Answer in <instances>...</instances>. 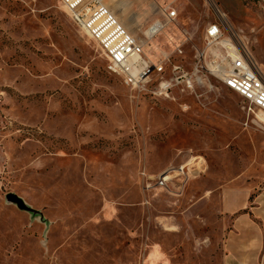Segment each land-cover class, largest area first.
Segmentation results:
<instances>
[{
  "label": "rangeland",
  "instance_id": "rangeland-1",
  "mask_svg": "<svg viewBox=\"0 0 264 264\" xmlns=\"http://www.w3.org/2000/svg\"><path fill=\"white\" fill-rule=\"evenodd\" d=\"M103 2L143 31L155 6L177 11L152 58L182 46L190 68L219 23L264 74V0ZM213 84L138 93L59 0H0V264H223L221 191H264V129ZM182 166L183 179L157 184Z\"/></svg>",
  "mask_w": 264,
  "mask_h": 264
},
{
  "label": "built area",
  "instance_id": "built-area-1",
  "mask_svg": "<svg viewBox=\"0 0 264 264\" xmlns=\"http://www.w3.org/2000/svg\"><path fill=\"white\" fill-rule=\"evenodd\" d=\"M74 25L96 46L107 71L138 93L155 99H173L175 93L192 94L198 89L214 90V82L236 93L248 116L264 129V74L249 51L225 36L219 23L206 29L202 49L196 50L190 68L182 63L183 47L160 51L157 58L146 54L147 44L172 25L177 11L158 6L149 34L138 36L128 30L103 0H59ZM177 59V61H173ZM194 166L203 167L198 161ZM186 166L169 169L157 184L167 187L185 177ZM189 167V170H193Z\"/></svg>",
  "mask_w": 264,
  "mask_h": 264
},
{
  "label": "crops",
  "instance_id": "crops-1",
  "mask_svg": "<svg viewBox=\"0 0 264 264\" xmlns=\"http://www.w3.org/2000/svg\"><path fill=\"white\" fill-rule=\"evenodd\" d=\"M229 185L221 191V215L230 220L223 241V264H264V191Z\"/></svg>",
  "mask_w": 264,
  "mask_h": 264
},
{
  "label": "bare ground",
  "instance_id": "bare-ground-1",
  "mask_svg": "<svg viewBox=\"0 0 264 264\" xmlns=\"http://www.w3.org/2000/svg\"><path fill=\"white\" fill-rule=\"evenodd\" d=\"M106 5V4H105ZM120 5V7H121V9H122V11H123V8L125 7V5H123V3H120L119 4ZM118 5V6H119ZM107 6V5H106ZM109 7V6H108ZM110 8V7H109ZM110 10H111V8H110ZM112 11V10H111ZM157 11H158V6H155V9H154V11H151V13H153V15L155 14L156 15V13H157ZM113 12V11H112ZM114 13V12H113ZM115 14V13H114ZM119 13H116L115 15H116V17L118 18V20L120 19V20H122L121 18H120V15H118ZM119 20V21H120ZM121 22V21H120ZM123 22V21H122ZM121 22V23H122ZM124 23H126L124 26L129 30L130 28H133V29H137V32L136 33H134V34H136V35H138V36H141V35H145V34H149L150 32H153V29L152 30H150V29H147V30H145V31H143V30H141V29H139V27H138V25L136 24V25H134V26H130L131 24H132V22H130L131 24H128L127 22H125L124 21ZM134 32V31H133ZM163 31H161V33H162ZM161 33H159V34H161ZM152 41V40H151ZM150 41V42H151ZM149 42V43H150ZM148 43V44H149ZM147 44V45H148Z\"/></svg>",
  "mask_w": 264,
  "mask_h": 264
}]
</instances>
